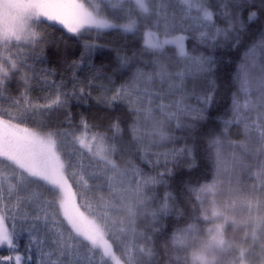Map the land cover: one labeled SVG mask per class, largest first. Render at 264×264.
Here are the masks:
<instances>
[{
  "label": "snow or ice",
  "instance_id": "1",
  "mask_svg": "<svg viewBox=\"0 0 264 264\" xmlns=\"http://www.w3.org/2000/svg\"><path fill=\"white\" fill-rule=\"evenodd\" d=\"M0 264H264V0H0Z\"/></svg>",
  "mask_w": 264,
  "mask_h": 264
}]
</instances>
